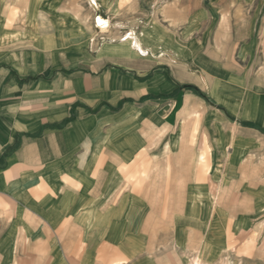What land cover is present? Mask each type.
Segmentation results:
<instances>
[{"label": "crops", "instance_id": "crops-1", "mask_svg": "<svg viewBox=\"0 0 264 264\" xmlns=\"http://www.w3.org/2000/svg\"><path fill=\"white\" fill-rule=\"evenodd\" d=\"M52 1L0 13V264H264V0Z\"/></svg>", "mask_w": 264, "mask_h": 264}, {"label": "rangeland", "instance_id": "rangeland-1", "mask_svg": "<svg viewBox=\"0 0 264 264\" xmlns=\"http://www.w3.org/2000/svg\"><path fill=\"white\" fill-rule=\"evenodd\" d=\"M5 0H0V13L3 6V2ZM31 1H34L35 3L32 4ZM154 2H158V0H153ZM123 6L125 7V10L130 12L132 16L139 10V2L140 0H121ZM37 3V0H8L5 8L7 11L11 12L12 16H14L12 19H10V22H13L14 25L22 27L25 23V12L27 9L35 5ZM94 0V5H95ZM121 4V3H120ZM66 5L70 8H76L80 11L85 12V16H88V18L93 17L96 19L99 17L106 19V14L102 11L94 10L92 6H90L86 0H66ZM56 7L55 3L52 0H38V3L33 7V9H45V10H53ZM122 8V5H121ZM119 9V8H118ZM117 9V10H118ZM2 23V20L0 18V25ZM97 26V24H96ZM108 26V23L106 27L103 29L101 27H98L101 31H105ZM94 35V32L92 33ZM93 41V38H92Z\"/></svg>", "mask_w": 264, "mask_h": 264}, {"label": "bare ground", "instance_id": "bare-ground-1", "mask_svg": "<svg viewBox=\"0 0 264 264\" xmlns=\"http://www.w3.org/2000/svg\"><path fill=\"white\" fill-rule=\"evenodd\" d=\"M88 2H89V4L91 5V6H94V0H87ZM96 23H97V26L98 27H101V28H105L106 27V25H107V21H105L104 19H102V18H97L96 19Z\"/></svg>", "mask_w": 264, "mask_h": 264}]
</instances>
